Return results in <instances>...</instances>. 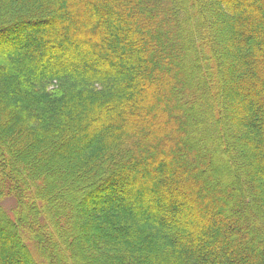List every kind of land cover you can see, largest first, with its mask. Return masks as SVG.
<instances>
[{"label": "trees", "instance_id": "16d2710c", "mask_svg": "<svg viewBox=\"0 0 264 264\" xmlns=\"http://www.w3.org/2000/svg\"><path fill=\"white\" fill-rule=\"evenodd\" d=\"M23 229L48 264H264V0H0V264H41Z\"/></svg>", "mask_w": 264, "mask_h": 264}, {"label": "rangeland", "instance_id": "374dc122", "mask_svg": "<svg viewBox=\"0 0 264 264\" xmlns=\"http://www.w3.org/2000/svg\"><path fill=\"white\" fill-rule=\"evenodd\" d=\"M205 14V13H204ZM27 15H29V14H27ZM33 29H35V27L33 26V27H31L30 29H28V32H31V31H33ZM215 28H213V30H212V32H213V36H214V38L213 39H215V40H219L220 42H221V39H220V37H219V35L217 34V32L214 30ZM218 46V43H216V45H215V47H217ZM186 61L187 62H189V59H186ZM185 70H187L188 71V67H185ZM236 87L234 86V89H235ZM219 107H221L220 106V101H219ZM4 179V178H3ZM8 182V181H7ZM3 183H5V181L3 182ZM9 184H10V182H9ZM6 186V185H5ZM7 188L9 189V185H7ZM106 194V196L105 197H109V196H112V193L111 192H103V191H101L100 193H98V194H95L94 195V197H92L91 199H90V201H92V202H95L98 198H100V200H103V199H105V197L104 198H101V197H103L104 195ZM114 198H115V195H114ZM17 203H18V201H17ZM15 206V198L13 197V195H12V192L9 190L8 192L6 191V197H4L3 199H2V207H3V209L5 210V211H7V212H11V213H13V210H14V207ZM16 209V208H15ZM28 212L30 211L29 210V208L28 209H26ZM228 212H229V210H227V211H225L224 213L225 214H228ZM15 213V212H14ZM29 215V214H28ZM21 216V215H20ZM30 216V215H29ZM40 218V217H39ZM39 218H37L38 220H39ZM41 219V218H40ZM29 220H30V218H29ZM31 221V220H30ZM40 221V220H39ZM31 223V222H30ZM38 223H41V222H38ZM32 228L36 231V229H35V227H34V224H32ZM22 233H23V236H25V240H26V242H27V244H28V246H29V250H30V253L33 255V257H35V259H37V256H38V259L40 260V262L39 263H41V264H48V263H50V261H47L46 260V258L44 257V255H43V257H42V253L40 252L41 251V249H39L38 250V248H37V243H36V240H37V238L35 237V235H33L32 234V237H31V235H28L27 233H26V231H25V229H23L22 230ZM31 234V233H30ZM39 234V233H38ZM11 239H14L13 238V236L11 237ZM253 245H255L256 246V244H253ZM46 260V261H45ZM63 261L61 260V263H62Z\"/></svg>", "mask_w": 264, "mask_h": 264}]
</instances>
